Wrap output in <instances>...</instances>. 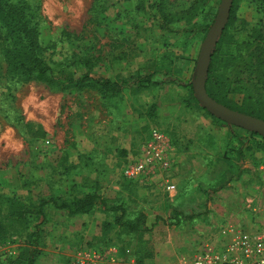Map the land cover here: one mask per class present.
I'll list each match as a JSON object with an SVG mask.
<instances>
[{"label":"rangeland","instance_id":"1","mask_svg":"<svg viewBox=\"0 0 264 264\" xmlns=\"http://www.w3.org/2000/svg\"><path fill=\"white\" fill-rule=\"evenodd\" d=\"M24 1L38 16L51 83L17 79L0 43V223L6 228L0 264L22 247L38 250L34 264H129L139 239L159 262H180L208 239L220 246L225 224L248 230L244 200L258 184L264 141L205 116L192 90L220 0H200L167 25L155 0ZM169 1L176 12L193 0ZM235 16L245 20V32L264 19L251 0H237ZM62 75L127 84L105 94L93 82L66 83ZM228 98L245 107L241 95ZM27 125L44 136L34 138ZM139 164L143 171L127 173ZM89 193L99 200L83 214L69 215L51 201ZM41 200L40 215L8 219L10 208L37 210ZM122 210L123 220L144 214V224L134 232L114 225ZM35 224L40 238L31 243Z\"/></svg>","mask_w":264,"mask_h":264},{"label":"trees","instance_id":"2","mask_svg":"<svg viewBox=\"0 0 264 264\" xmlns=\"http://www.w3.org/2000/svg\"><path fill=\"white\" fill-rule=\"evenodd\" d=\"M200 0H193L183 11L173 12L169 0H155L156 12L159 14L161 23L167 25L178 16L182 19L184 14L194 10L195 4ZM236 1L233 0L227 24L218 38L210 56L209 70L206 78L207 94L226 107L263 119L264 120V19L249 32H245L246 22L244 19L235 16ZM261 8L264 15V0H251ZM38 16L24 0L12 2L11 0H0V34L1 53L7 66V70L12 72L17 79L22 81L41 77L48 83L50 78L45 74L50 69L48 63L41 57V51L45 49L41 45L38 32ZM209 25V24H208ZM207 25V26H208ZM207 26L204 31H206ZM63 82L84 84L93 82L98 85L105 94H117L121 92L122 85L127 84V80L122 79L121 83L111 81L106 78L93 79L83 75L75 79L72 75H62ZM239 94L242 96L245 107L235 108L230 105L228 96ZM204 115L215 118L204 110ZM28 133L34 138H42L44 132L27 125ZM251 135H257L249 132ZM264 141V137H261ZM247 140V139H246ZM244 144L243 138L241 142ZM238 154H243L238 151ZM99 200L95 193L85 194L79 198L63 200L57 204L51 199L53 206L58 209H65L69 215L83 214L91 210ZM41 200L38 209L17 204L10 208L8 219L14 222H23L29 215H40L41 207L45 204ZM105 210L116 213L117 207L105 206ZM123 210L120 216L114 217V225L124 227L130 232L138 229L140 224H144V214H138L135 220H123ZM116 215V214H115ZM44 217V216H43ZM43 219V218H41ZM38 224H35L31 232V243L39 240ZM6 228L0 223V239L5 236ZM33 241V242H32ZM134 256L137 262L151 259L154 250L147 245L146 241L137 240L134 247ZM38 250L33 247L21 248V251L6 260L2 264H34V255Z\"/></svg>","mask_w":264,"mask_h":264},{"label":"built area","instance_id":"3","mask_svg":"<svg viewBox=\"0 0 264 264\" xmlns=\"http://www.w3.org/2000/svg\"><path fill=\"white\" fill-rule=\"evenodd\" d=\"M155 140L160 139L154 133ZM157 154H154V157ZM153 165V163H152ZM151 167V166H150ZM132 171H143V164H139ZM259 179L255 191L246 196L244 206L251 215V226L248 230L237 226H226L222 233L229 236L225 249H218L213 243L204 242L182 264H264V160L255 167ZM174 190V185L167 186Z\"/></svg>","mask_w":264,"mask_h":264},{"label":"water","instance_id":"4","mask_svg":"<svg viewBox=\"0 0 264 264\" xmlns=\"http://www.w3.org/2000/svg\"><path fill=\"white\" fill-rule=\"evenodd\" d=\"M233 0H220L215 19L202 41L192 82L194 97L204 110L227 124L254 132L264 137V120L230 109L212 99L206 92V78L209 70L210 56L218 37L223 32Z\"/></svg>","mask_w":264,"mask_h":264},{"label":"crops","instance_id":"5","mask_svg":"<svg viewBox=\"0 0 264 264\" xmlns=\"http://www.w3.org/2000/svg\"><path fill=\"white\" fill-rule=\"evenodd\" d=\"M230 225H231V223L230 224L229 223L225 224L223 228H225L226 226H230ZM222 230H220L219 233H218L219 237H221V238L223 237L222 243L220 244V246H216V245L215 246L218 249L224 250L225 249V244L227 243V241L229 239V236H226L225 234H223ZM213 240L208 239L206 242L212 243ZM154 256H155V258H154ZM154 256H153V258L143 260L142 262H137L136 260H134L133 262H129V264H182L183 263V262H159V259H158L159 257L156 256V255H154ZM112 264H121V262H115V263H112Z\"/></svg>","mask_w":264,"mask_h":264}]
</instances>
